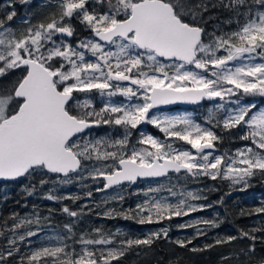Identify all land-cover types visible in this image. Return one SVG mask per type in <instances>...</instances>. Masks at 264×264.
<instances>
[{
  "label": "snow or ice",
  "instance_id": "6c2138e0",
  "mask_svg": "<svg viewBox=\"0 0 264 264\" xmlns=\"http://www.w3.org/2000/svg\"><path fill=\"white\" fill-rule=\"evenodd\" d=\"M15 2L7 0L0 11V180L39 174L44 177L40 187L52 185L44 199L75 203L79 196L54 190L93 180L103 181L96 192H107L169 173L245 186L257 173L264 176V107L258 108L254 99L264 98V0H50L49 16L35 24L25 18L23 30L11 25ZM217 7L230 18L209 31V22L218 18L206 14ZM77 26L89 35L73 43L69 38L76 36ZM93 92L109 101L99 111ZM117 95L128 102L111 103ZM204 100L219 103L203 123L189 114L153 113L160 105ZM144 124L162 136L143 131ZM101 125L122 132L93 136L92 129ZM133 132L138 133L135 143ZM226 136L247 143L220 151ZM34 190L35 185L29 195ZM143 195L126 219L161 223L211 206L197 203L206 197L187 187L149 188ZM111 199L124 197L116 192ZM61 212L68 222L39 245L31 238L42 229L25 230L26 225L40 224L38 215L33 220L14 214L10 227L5 220L0 264H121L129 250L169 238L168 227L136 239L120 238L119 229L77 231L83 210L65 205ZM254 213L264 215V206ZM200 224L217 226L215 220L198 219L179 227L196 228L195 239L206 235ZM257 232L264 234V222L190 250L246 238L252 243L238 255L250 256ZM192 239L174 243L186 248ZM232 259L221 256L223 264Z\"/></svg>",
  "mask_w": 264,
  "mask_h": 264
},
{
  "label": "trees",
  "instance_id": "16d2710c",
  "mask_svg": "<svg viewBox=\"0 0 264 264\" xmlns=\"http://www.w3.org/2000/svg\"><path fill=\"white\" fill-rule=\"evenodd\" d=\"M0 0V11H3ZM218 3V0H214ZM19 8V7H18ZM17 14L19 13V9ZM16 14V15H17ZM206 15L214 16L218 19H213L208 24L209 31L212 30L221 22L230 18V13L226 10L217 7L211 9ZM15 18V17H14ZM21 21L13 20V27L20 25ZM227 30L228 26L224 25ZM235 27V24L231 26ZM7 83V81H5ZM264 99V98H262ZM202 104H205L202 103ZM101 126L93 128L99 132ZM115 137V136H109ZM226 136L225 141L219 147L229 146V148H239L245 141ZM220 148V149H221ZM44 178L41 175H33L17 180H0V228L5 227L4 221H9L7 227L11 226V218L14 214H18L21 218L35 219L40 217V224L26 225L25 230L36 231L42 229V232L37 237H32L34 245L46 243L52 239L62 229V225L68 222L66 214L61 212V208L65 205L73 210H83L85 213L82 217V222L77 224V231L80 229L90 230L95 227L102 228L107 232L116 233L119 229L120 238L129 237L132 239L142 238L150 230L151 226L160 223H144L138 222V218H125L126 215L137 204L144 200L143 190H148L150 187H144L145 182H159L161 180H170L172 186H199V192L206 197L200 201H205L206 207L203 211L191 213L186 217H174L180 221V225L191 223L195 220H215L216 227H208L203 224L197 225L206 235L192 239L195 236L196 228L187 227L175 229L173 219L167 222L168 239H160L153 243L150 248L140 246L139 248L131 249L122 258L121 264H167L171 262L188 263V264H223L221 256L232 255L234 259L226 262V264H240L249 261H260L264 259V234L257 232L258 237L255 243V253L250 256H240L238 253L241 250H246L252 243L249 239H238L231 244L217 245L205 251L193 252L191 248H202L206 244H213L218 238H225L229 235H239L241 230L247 231L253 227L261 226L264 222V215L254 213V209L264 206V176L257 173L248 179L247 185L244 183H233L230 180L217 179L215 181L207 178L200 180H186L182 174L170 173L167 177L159 178H143L137 180L133 185L125 183L123 187L118 186L114 190L107 192H96L95 188L102 185V181L97 182L87 180L84 184L76 183L60 186L58 190H54L55 194H63L79 196L80 199L73 203L72 200H63L55 202L44 199V196L52 187L51 184L40 187L39 181ZM177 184L172 183L174 179ZM35 185V190L29 195V189ZM87 191H92L93 196L88 198ZM119 192L123 195V200H113L112 196ZM87 205V207H84ZM89 208L91 211L89 212ZM111 211L113 215L106 217L104 213ZM249 213H252L249 215ZM47 218V219H46ZM163 223V222H161ZM179 225V226H180ZM178 239H192V243L181 248L174 243ZM6 241L0 238V246ZM22 251H27V247L21 244ZM18 259V257H17ZM9 264H15V261H9Z\"/></svg>",
  "mask_w": 264,
  "mask_h": 264
},
{
  "label": "rangeland",
  "instance_id": "374dc122",
  "mask_svg": "<svg viewBox=\"0 0 264 264\" xmlns=\"http://www.w3.org/2000/svg\"><path fill=\"white\" fill-rule=\"evenodd\" d=\"M49 2H50V0H28L27 3H20L19 13L18 14L16 13L17 15L15 16L14 21L15 20L21 21L20 22L21 24L17 25L16 29L23 30V28L25 27V18H30L31 23L35 24V23H38V22L44 20L46 17H48L49 14L53 11V8L47 6L49 4ZM6 3H7V0H2L1 6L5 5ZM8 11H11V9H8ZM11 25L13 27L12 22H11ZM77 28L79 29V31H81L78 35L79 36L78 39H82L83 37L89 35V33H87L83 28H80L79 26H77ZM78 32H77V34H78ZM78 39H76V40H78ZM74 42L75 41H73V43ZM96 96L101 97L99 95V93H97ZM248 99H253V98H248ZM254 99H255V102L257 103L258 108L264 107V99H262L260 97H255ZM106 102H109L107 97L104 98V103H106ZM110 102L114 103V104H123V103H127L128 101L126 100V98L117 95V96L112 97ZM104 103L102 104V106H104ZM216 103H219V101H211V102H208L205 104H198V105H194V106L189 107V108L170 107V108L162 109V110L158 109V110H153V113L154 114L159 113L161 115L189 114L197 122L203 123L206 120V118L209 116L210 110L213 109V107ZM149 126L152 128V130H149ZM141 128L145 132L152 133L153 135H156V136H162V134L155 127H153L151 125L145 124V125L141 126ZM98 131L99 132L92 130V135L95 137L117 136V135L121 134L122 129H120L119 127L113 126V125H101V129ZM232 137L233 136L229 137V139H228L229 142L231 141V139L233 140ZM137 138H138V133L133 132L132 142L135 143ZM245 143H247V142H245ZM242 146H240V147H242ZM218 148L220 151L235 150L236 149V148H229V146H226V145H225V147H222V148L218 146ZM177 180L178 179L175 178L172 181V183L177 184ZM169 181L170 180H161L159 182H145L144 187L147 188V187L152 186L153 189L158 188V187H164V188L174 187V186H172V184L169 183ZM179 187H187L189 190L199 192V186L198 185L184 186V184H181L179 186H175L174 188H179ZM142 191H143V193L147 192V190H143V189H142ZM197 203L203 204V203H205V201H198ZM179 225H180V221H177V219H173V226L176 230L179 229ZM162 227H168L167 222H163L160 224H154L153 226H151L150 230L147 231V234L145 236H143L142 238L146 237L149 233H151L153 231L159 230Z\"/></svg>",
  "mask_w": 264,
  "mask_h": 264
},
{
  "label": "flooded vegetation",
  "instance_id": "af4514ba",
  "mask_svg": "<svg viewBox=\"0 0 264 264\" xmlns=\"http://www.w3.org/2000/svg\"><path fill=\"white\" fill-rule=\"evenodd\" d=\"M20 0H16V2H15V8H18V7H20ZM19 9V8H18ZM16 13H17V10H16ZM79 31V29L77 28V32ZM81 31H79L78 32V34L76 33V36L74 37V38H69L72 42L73 41H75L76 39H78V35H79V33H80ZM14 78V77H13ZM83 95L84 94H80V96H81V98H83ZM97 95V93L96 92H93L92 94H91V96H92V100H93V105H94V108H95V110H97V111H99L103 106H102V104L104 103V98L105 97H97L96 96ZM118 98V97H117ZM205 101H202V102H200L199 104H202V103H204ZM208 102H211V101H207V102H205V103H208ZM196 105H198V104H196ZM101 106V107H100ZM192 106H194V105H191V106H189V107H192ZM100 107V108H99ZM172 107H176V106H172ZM189 107H187V108H189ZM170 108V107H169ZM154 110H158V109H154ZM159 110H162V109H159ZM145 125V124H144ZM143 126V125H142ZM149 130H152V128L149 126ZM154 131V130H153Z\"/></svg>",
  "mask_w": 264,
  "mask_h": 264
},
{
  "label": "water",
  "instance_id": "95a60500",
  "mask_svg": "<svg viewBox=\"0 0 264 264\" xmlns=\"http://www.w3.org/2000/svg\"><path fill=\"white\" fill-rule=\"evenodd\" d=\"M205 102L209 101V100H204ZM202 102V101H201ZM200 103V102H199ZM199 103H189V102H175V103H172V104H168V105H160L158 106L157 109H167L169 107H172V106H176V107H179V108H187L191 105H196V104H199ZM170 174V173H169ZM155 178H159V177H155ZM143 179V178H141ZM152 179V178H151ZM127 183V182H126ZM102 184H103V181H102ZM129 185H133V184H129ZM102 187V185H101ZM167 264H188V263H177V262H171V263H167ZM240 264H259V261H249V262H244V263H240Z\"/></svg>",
  "mask_w": 264,
  "mask_h": 264
}]
</instances>
